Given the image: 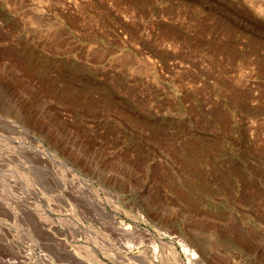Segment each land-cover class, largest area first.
I'll use <instances>...</instances> for the list:
<instances>
[{
	"label": "rangeland",
	"instance_id": "374dc122",
	"mask_svg": "<svg viewBox=\"0 0 264 264\" xmlns=\"http://www.w3.org/2000/svg\"><path fill=\"white\" fill-rule=\"evenodd\" d=\"M181 242L264 264V0H0V264Z\"/></svg>",
	"mask_w": 264,
	"mask_h": 264
},
{
	"label": "bare ground",
	"instance_id": "6f19581e",
	"mask_svg": "<svg viewBox=\"0 0 264 264\" xmlns=\"http://www.w3.org/2000/svg\"><path fill=\"white\" fill-rule=\"evenodd\" d=\"M121 225L123 227V224ZM124 226L127 225L124 223ZM180 245L181 250L173 243H162V248L155 244L153 258L149 260L145 255V260H149L151 264H157L158 262L165 263L166 261L170 264H205L203 260H199L200 256L189 245L183 242Z\"/></svg>",
	"mask_w": 264,
	"mask_h": 264
}]
</instances>
